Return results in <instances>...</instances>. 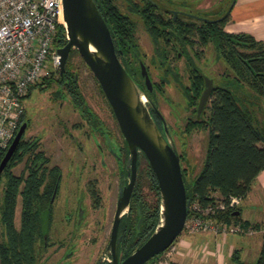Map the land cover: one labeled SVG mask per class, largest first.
<instances>
[{
  "label": "trees",
  "instance_id": "obj_1",
  "mask_svg": "<svg viewBox=\"0 0 264 264\" xmlns=\"http://www.w3.org/2000/svg\"><path fill=\"white\" fill-rule=\"evenodd\" d=\"M125 1L131 3L130 0ZM94 2L105 18L122 65L136 82L141 81L137 60V57L141 59V54L134 40V22L119 10L116 0ZM151 11L141 9V12H145L142 21L153 42L158 65L164 69L165 74L172 73L177 77L176 71L172 72L167 63L169 50L159 45L161 41L171 39L190 46L193 43L201 46L211 44L216 58L221 59L227 69L221 73V83L214 84L202 111L204 116L201 121L193 122L197 128H205L208 136L202 166L190 183L186 182L185 168L182 169L186 196L191 202L197 200L203 205L214 200L213 192H218L224 200L230 196L242 199L259 172L264 169V120L258 118L255 108L256 101H264V40L256 39L247 32L226 31L224 26L229 19L230 10L220 19L198 22L185 21L180 17L176 20L170 17L164 19ZM168 29L174 33L166 32ZM65 41L64 27L58 24L53 45L59 47ZM76 52L75 48L70 50L62 74L57 68L53 71L55 77L53 73L43 77L29 88L25 98L34 87H48L56 82L68 93L86 123L94 129H101L102 123L86 104L76 72L72 69L70 57ZM203 77L201 69L194 62L188 63L189 84H181V88L188 107H193V112L204 88ZM98 87L101 91L99 84ZM24 117L25 113L19 124L26 121ZM38 144L37 138L22 137L0 176V185L1 182L3 184L0 193V264H34L41 249L47 246V233L41 231V215L47 213L51 218L52 202L59 189L61 171L57 165L48 166L49 158L39 149ZM5 150L6 148L0 149V159ZM122 151L124 157L127 156L124 139ZM140 156L145 158L142 153L138 154L137 170ZM22 161L25 162L26 170L15 174L13 168ZM147 170L149 187L156 198L154 202H147L135 182L127 212L121 216L118 227L120 238L117 241V251L121 258L125 257L126 251L130 252L140 246L153 232L159 220L158 183L149 166ZM119 172L125 178L124 161L120 163ZM88 189L93 203L98 205L99 195L95 185L88 183ZM18 200L20 213L17 227L14 217ZM239 211V206H233L219 212L217 217L228 223L240 222L244 227L249 226L247 220L240 218ZM139 217L141 223L137 229ZM253 226L258 228L259 223ZM158 255L145 264H154ZM231 260L234 264H264V234L258 257L253 263L242 261L238 250H233Z\"/></svg>",
  "mask_w": 264,
  "mask_h": 264
},
{
  "label": "rangeland",
  "instance_id": "obj_2",
  "mask_svg": "<svg viewBox=\"0 0 264 264\" xmlns=\"http://www.w3.org/2000/svg\"><path fill=\"white\" fill-rule=\"evenodd\" d=\"M156 1L159 2V7L168 8L167 3L170 1L172 5H182V9L192 14L208 16L212 19L214 16L225 15L235 0ZM115 3L121 12L128 14L133 20L134 36L141 60L147 65L153 82L162 87L160 92H156L159 111L167 122H175V126L182 128L186 116L194 118V113L189 109L181 88V84L183 86L189 84L188 63L194 62L203 75L211 78L214 84H219L223 80L221 73L227 71L225 63L216 58L211 44L201 46L193 43L191 46H183V49L177 45L178 49L169 50L168 45H164V41H161V47L169 50L167 63L172 72L176 71L178 79L176 80L172 73L165 74L164 69L159 67L154 45L139 16L128 13L129 4L125 0H116ZM179 17L191 22H198L200 19L198 16L190 18L180 14ZM193 39L196 40V37ZM70 62L76 72L86 104L102 123L101 131L100 128L94 129L86 123L68 93L56 82H52L48 87H34L30 95L25 98L24 119L27 127L23 139L37 138L39 149L49 158L48 166L57 165L61 171L59 189L52 202L51 218L49 219L47 213L41 215V231L47 233V246L41 249L40 256L34 264H104L100 258L106 251L109 241L118 199L119 181L123 180L119 167L126 157L123 156V151L120 153L118 149L123 144V137L111 107L78 52L72 54ZM48 66L50 67L49 64ZM52 73L53 71H50L48 76ZM53 75L55 77V73ZM255 108L258 118L264 120V101H256ZM179 128H175L177 131L175 133L179 137L176 138V146L186 155L180 163L182 168L186 169V182L190 183L202 166L208 132L205 128H199L191 130L188 136H183ZM105 137L111 142L112 152L106 144ZM180 139H184V142L186 140L187 146H183ZM112 153L116 156L120 153L118 161ZM147 168V161L140 156L136 183L140 194L151 203L155 201L156 195L149 187ZM25 170L24 161L13 168L15 174ZM88 183H93L98 190V205L93 203ZM2 185L1 182L0 193ZM253 194H251L252 201L255 196V193ZM212 195L216 198L221 197L218 192H213ZM249 198L242 200V208H246L242 216L250 217L251 222H254L257 220L259 207L252 202L246 204L250 201ZM19 213L20 200L17 202L14 217L17 227ZM253 224L255 223H250L247 227L242 224V227L240 226L253 234L217 235L227 238V242L234 237L237 244L243 247L240 251V259L249 263H253L258 257L260 241L264 234L260 231L264 229V222H260L258 228ZM203 236L205 241L200 240ZM212 239V234L204 235L183 230L173 247L159 254L154 264H217L206 260L214 245Z\"/></svg>",
  "mask_w": 264,
  "mask_h": 264
},
{
  "label": "water",
  "instance_id": "obj_3",
  "mask_svg": "<svg viewBox=\"0 0 264 264\" xmlns=\"http://www.w3.org/2000/svg\"><path fill=\"white\" fill-rule=\"evenodd\" d=\"M175 15V13H174ZM201 18V17H199ZM60 24L66 41L57 48L60 55L59 72L65 69L69 52L75 48L100 86L116 119L128 154L126 167L128 182L119 184L118 199L106 251L111 255L109 264H145L164 252L184 230L190 199L186 196L180 158L164 126V135L155 123L147 105L146 94L122 65L104 16L94 0H61ZM140 76L147 91L153 88L145 63L138 59ZM204 78V88L197 104L202 113L214 89L211 78ZM158 112L157 109H155ZM159 113V112H158ZM27 122L22 121L0 159V176L23 137ZM142 153L155 175L159 192V220L153 232L137 248L117 251L118 227L121 216L128 209L137 175V156ZM238 212H236L237 214ZM139 217L136 228L140 226Z\"/></svg>",
  "mask_w": 264,
  "mask_h": 264
},
{
  "label": "built area",
  "instance_id": "obj_4",
  "mask_svg": "<svg viewBox=\"0 0 264 264\" xmlns=\"http://www.w3.org/2000/svg\"><path fill=\"white\" fill-rule=\"evenodd\" d=\"M60 19L61 0H0V149L7 148L19 126L29 88L59 66L60 55L53 40ZM218 198L205 205L190 201L184 230L253 234L243 230L239 222L217 217L219 212L238 206L241 198ZM100 259L106 264L111 260L107 252Z\"/></svg>",
  "mask_w": 264,
  "mask_h": 264
},
{
  "label": "crops",
  "instance_id": "obj_5",
  "mask_svg": "<svg viewBox=\"0 0 264 264\" xmlns=\"http://www.w3.org/2000/svg\"><path fill=\"white\" fill-rule=\"evenodd\" d=\"M225 30L233 33L247 32L252 34L256 39L264 40V0H235L229 12V19L225 23ZM253 193H255V196L254 200L252 201L253 197L251 194L254 195ZM247 197H250V201L246 204L252 202L257 204L259 207L256 216L257 220L254 222H251L249 219L250 217L242 216L244 211L246 212V208H242V200ZM244 198L241 199L240 204L238 205L240 207V218L247 220L249 223L264 222V169L259 172L255 181L252 183L250 190ZM199 234L208 235L212 233ZM212 235V241L214 245H212V248L209 251V256L206 260L215 262L217 264H234V262L231 260V254L233 250H238L240 256V251L243 247L237 244L234 237L230 238L229 242H227V238H223L222 236H217L214 234ZM229 236L230 235H227V237ZM200 240L205 241L206 239L203 236Z\"/></svg>",
  "mask_w": 264,
  "mask_h": 264
},
{
  "label": "flooded vegetation",
  "instance_id": "obj_6",
  "mask_svg": "<svg viewBox=\"0 0 264 264\" xmlns=\"http://www.w3.org/2000/svg\"><path fill=\"white\" fill-rule=\"evenodd\" d=\"M131 1V3H129V8H128V10H129V12L128 13H134L135 15H138L139 16V18L141 19V21H142V19H143V16L142 15H144L145 14V12H141V9H144L145 11H149V10H152L151 12L153 13V14H156V15H158L159 17H161V18H164V19H167V18H172L173 20H176V18H178L179 17V14L180 15H184V16H186V17H190V18H192V17H195V16H198V17H201L200 19H199V21H204V20H216V19H220V18H222V17H219V16H214L212 19H209L210 17H208V16H199V15H195V14H192L191 12H188V11H186V10H184V9H182V5H180V4H178V5H172V2H170V1H168V8H164V7H159V2L158 1H156V0H130ZM162 3V2H161ZM164 3V2H163ZM179 8H181L182 10H180ZM158 9H161V11L160 10H158ZM124 15H127V16H129L128 14H126V13H124V12H122ZM174 13H175V15H174ZM226 14V13H225ZM181 18V17H180ZM198 19V18H197ZM133 21V20H132ZM142 23H143V21H142ZM143 26H144V28H145V30L147 31V29H146V27H145V24L143 23ZM224 29H225V26H224ZM166 32H170V33H174L171 29H168ZM134 33H135V31H134ZM134 33H133V35H134ZM147 33H148V31H147ZM134 40L136 41V43H137V40H136V38H135V36H134ZM152 42V41H151ZM153 43V42H152ZM138 44V43H137ZM159 45H161V42L159 43ZM164 45H168V48H169V50H176V49H178L176 46L177 45H179L182 49H183V46H186L185 44H182V42H180L179 40H177V41H173L172 39L171 40H168L167 42H164ZM181 49V50H182ZM138 59H140L139 57H137ZM137 59V60H138ZM139 65V64H138ZM146 65V64H145ZM146 68H147V71H148V73H149V70H148V67H147V65H146ZM150 76V75H149ZM151 78V77H150ZM189 79V78H188ZM152 80V79H151ZM141 82V83H140ZM143 83V78L141 79V81L140 80H137V84L143 89V91L144 92H147V94H146V97H147V100H146V105H147V107H148V109H149V111H150V113H151V115H152V117H153V119H154V121H155V123L157 124V126L159 127V129H160V131L163 133V135H164V126L166 127V129H167V131H168V133H169V135H170V137H171V140L173 141V144H174V146H175V150H176V152L178 153V155H179V158H180V162H181V160L184 158V156H186L185 155V153H184V151H179L178 150V148H177V146H176V138L178 139L179 137H178V135H177V133H175V132H177L176 131V129H178L179 127L178 126H175V122L174 123H169V122H167V120L164 118V116H163V114L161 113V111H159V109H158V107H157V98H156V92H160L161 91V89H162V87L159 85V84H155L154 82H153V80H152V84H153V88H152V90L151 91H147L146 89H145V86H144V83ZM185 86V85H184ZM186 86H188V85H186ZM186 97V96H185ZM200 97V96H199ZM186 101H187V99H186ZM198 101H199V98H198ZM197 104H198V102H197ZM155 109H157L158 110V112H156V110ZM189 109L191 110V112L192 113H194V118H192L191 116H186V118H185V121L183 122V125H182V128H179V131L181 132V134L183 135V136H188L189 135V132H191V130H193V129H199V128H197L194 124H193V122H195V121H201V119H202V117L204 116L203 115V112L202 113H200V115H198L197 114V105H195V112H193V107H189ZM190 125V126H189ZM194 125V126H193ZM176 128V129H175ZM99 131H101V129L99 130ZM98 131V132H99ZM172 131V132H171ZM105 139H107V141H106V144L108 145V146H111V142H110V140L108 139V137L106 138L105 137ZM183 141V142H182ZM180 142L182 143V145L183 146H187V141L185 140V142H184V139H180ZM180 143V144H181ZM122 147H123V144L120 146V147H118V149L120 150V153L122 152ZM110 151L112 152V150H111V148H110ZM120 153L118 154V156H116V155H114L113 153V155L115 156V159H116V161H118L119 160V156H120ZM138 154H140V153H138ZM123 156H124V153H123ZM125 157H127V156H125ZM138 157V156H137ZM124 163H125V168H126V175H125V178L123 177V180H122V182L121 181H119V184L121 183L122 185H124V184H126L127 182H128V171H129V168L128 167H126V158H125V160H124ZM180 165H181V163H180ZM181 169H183L182 168V165H181ZM185 171H186V169H185ZM136 182V181H135ZM133 189H134V187H133ZM118 190H119V186H118ZM133 191V190H132ZM132 194V193H131ZM141 223V222H140ZM108 253L109 254V256H110V258H111V255H110V253L108 252V251H105L104 253ZM120 255V254H119ZM100 261H101V259H100ZM102 262V261H101ZM102 263H104V262H102ZM104 264H106V263H104Z\"/></svg>",
  "mask_w": 264,
  "mask_h": 264
}]
</instances>
